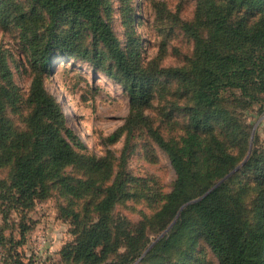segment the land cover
<instances>
[{
  "label": "trees",
  "instance_id": "obj_1",
  "mask_svg": "<svg viewBox=\"0 0 264 264\" xmlns=\"http://www.w3.org/2000/svg\"><path fill=\"white\" fill-rule=\"evenodd\" d=\"M153 7L159 18L169 14L163 1ZM10 24L19 31L33 76L24 98V125L18 127L9 113L17 110L22 94L13 82L8 51L0 46V168H10L7 199L25 209L47 198L53 186L78 195L66 174L68 166L88 172L104 168L110 175L94 203L97 219L67 244V259L103 264L124 247L117 260L106 264H130L141 257L137 264H145L159 254L170 256L184 242L192 249L201 239L219 264H264V147H255L251 123L234 112L236 106L245 111L264 95V0H195L193 18L180 24L193 41L192 54L182 66L158 69L178 80L185 100L186 123L179 139H166L145 111L155 98L151 69L140 58L139 38L120 43L115 36L106 0H0V26ZM82 33L91 44L83 43ZM165 44L163 39L159 53ZM54 56L91 61L123 86L128 114L105 142L139 129L170 161L176 178L151 219L157 218L156 232L172 224L146 250L148 224L128 226L111 214L114 204L129 196L121 172L112 176L107 156L79 153L83 143L67 126L60 101L44 85L43 74ZM248 151L233 176L181 208L231 171ZM239 175L243 177L233 184ZM12 264L30 263L17 254Z\"/></svg>",
  "mask_w": 264,
  "mask_h": 264
},
{
  "label": "rangeland",
  "instance_id": "obj_2",
  "mask_svg": "<svg viewBox=\"0 0 264 264\" xmlns=\"http://www.w3.org/2000/svg\"><path fill=\"white\" fill-rule=\"evenodd\" d=\"M12 1L22 4L25 0ZM155 1H163L169 14L162 18L157 17L153 7ZM106 2L109 20L119 42L124 43L129 37L139 38L140 58L151 69L155 98L145 111L150 115L153 126L157 127L166 139H179L186 123L182 111L185 100L178 88V80L160 74L158 69L182 66L191 56L193 41L180 29V24L193 18L195 0ZM82 35L83 43H92L90 37L85 33ZM163 39L166 42L165 50L159 53ZM0 46L8 51L13 82L18 87V93L22 94L17 110L9 114L16 126L23 127V119L28 111L24 98L33 75L27 61V52L20 41L19 31L12 24L6 29L0 26ZM98 50L104 52L101 46H98ZM43 78L47 91L55 95L62 104L68 118L67 126L74 130L83 143L84 147H78L79 153L96 157L107 156L114 171L112 176L120 171L124 177L125 190L129 196L115 203L111 214L128 226L140 221L148 224L146 250L165 230L156 232L157 218H151L163 203L158 200L171 190L176 178L167 155L139 129L130 136H127L126 132L122 133L114 143L105 142V138L124 123L129 103L123 86L98 70L93 62L54 56ZM65 103L69 108L67 112ZM235 108L238 110L234 111L235 113L243 114L246 122L251 123L249 132L254 129L255 147H264V95L260 102L249 106L245 111L239 106ZM228 143L235 147L233 140ZM237 150L235 147V153ZM103 169L88 172L76 166H68L65 168L66 174L72 177L70 183L78 195L68 193L60 186H53L47 198L37 199L30 207L21 209L12 198L7 199L10 168L7 165L2 166L0 264H12L17 254L24 262L30 264H84L67 259L66 246L85 225L97 219L94 203L109 183L110 177ZM242 177L243 175H239L232 183H237ZM195 241L192 249L184 242L179 249L172 251L170 256L159 254L145 264H219L217 256L201 239ZM124 251L125 248L120 247L116 254L109 255L103 264L110 263L112 259L117 260L116 255Z\"/></svg>",
  "mask_w": 264,
  "mask_h": 264
},
{
  "label": "water",
  "instance_id": "obj_3",
  "mask_svg": "<svg viewBox=\"0 0 264 264\" xmlns=\"http://www.w3.org/2000/svg\"><path fill=\"white\" fill-rule=\"evenodd\" d=\"M253 133H254V129H253ZM248 154H249V151H248V153H247V155H246V157L243 159V161L242 162H240L237 166H235L231 171H229L226 175H224L221 179H219L216 183H214L206 192H204L202 195H200L199 197H197V198H194V199H191L190 201H188V202H186V203H184L182 206H181V208H183L184 206H186L187 204H189V203H192V202H195V201H197V200H199V199H201L203 196H205L208 192H210L213 188H215L217 185H219L222 181H224L225 179H227L232 173H234L239 167H241L242 165H243V163L245 162V160H246V158H247V156H248ZM172 224V223H171ZM171 224L161 233V235H163L166 231H167V229L171 226ZM160 235V236H161ZM159 236V237H160ZM158 237V238H159ZM151 246V245H150ZM149 246V247H150ZM146 252V251H145ZM139 260V259H138ZM138 260L136 261V262H138ZM135 262V263H136ZM134 263V264H135Z\"/></svg>",
  "mask_w": 264,
  "mask_h": 264
},
{
  "label": "bare ground",
  "instance_id": "obj_4",
  "mask_svg": "<svg viewBox=\"0 0 264 264\" xmlns=\"http://www.w3.org/2000/svg\"><path fill=\"white\" fill-rule=\"evenodd\" d=\"M63 102H65V101H63ZM65 105H66L65 107H66V112H67V111H69V108H68V105L66 103H65Z\"/></svg>",
  "mask_w": 264,
  "mask_h": 264
}]
</instances>
